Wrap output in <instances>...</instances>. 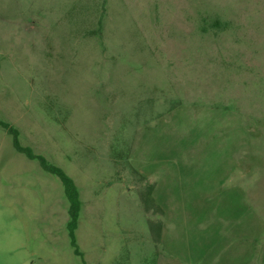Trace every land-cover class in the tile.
<instances>
[{"label": "rangeland", "instance_id": "1", "mask_svg": "<svg viewBox=\"0 0 264 264\" xmlns=\"http://www.w3.org/2000/svg\"><path fill=\"white\" fill-rule=\"evenodd\" d=\"M0 264H264V0H0Z\"/></svg>", "mask_w": 264, "mask_h": 264}, {"label": "trees", "instance_id": "2", "mask_svg": "<svg viewBox=\"0 0 264 264\" xmlns=\"http://www.w3.org/2000/svg\"><path fill=\"white\" fill-rule=\"evenodd\" d=\"M0 127L6 130L12 136L13 146L18 153L25 155L30 160L38 161L40 167L45 172L58 177L62 182L64 186L65 196L69 203V220L67 222V230L70 238V243L73 247L75 255L82 257V253L77 242L76 230L79 225L83 202L81 200L80 190L76 182L65 172L64 169L51 163L44 155L37 153L31 146L24 145L20 139L21 132L17 127L7 121L2 120L1 118Z\"/></svg>", "mask_w": 264, "mask_h": 264}]
</instances>
